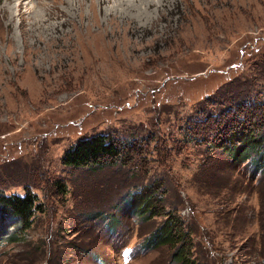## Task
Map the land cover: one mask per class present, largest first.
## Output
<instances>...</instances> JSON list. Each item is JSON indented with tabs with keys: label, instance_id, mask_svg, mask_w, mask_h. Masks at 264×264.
I'll use <instances>...</instances> for the list:
<instances>
[{
	"label": "rangeland",
	"instance_id": "rangeland-1",
	"mask_svg": "<svg viewBox=\"0 0 264 264\" xmlns=\"http://www.w3.org/2000/svg\"><path fill=\"white\" fill-rule=\"evenodd\" d=\"M263 59L264 0H0V192L42 203L13 241L0 220V264H180L179 235L195 264H264V175L249 162L189 143L145 174L61 164L96 135L167 138Z\"/></svg>",
	"mask_w": 264,
	"mask_h": 264
},
{
	"label": "trees",
	"instance_id": "trees-1",
	"mask_svg": "<svg viewBox=\"0 0 264 264\" xmlns=\"http://www.w3.org/2000/svg\"><path fill=\"white\" fill-rule=\"evenodd\" d=\"M252 66L260 70L259 77L225 79L224 84L217 87L216 95L200 102L204 107L191 114L178 129L170 131L167 138L162 139L160 135L164 134L158 132H151L136 141L128 137L118 139L96 135L68 148L61 164L72 169L96 171L101 164L120 162L123 166L130 164L132 173H136L135 166H139L140 171L145 174L146 170L149 171L150 164L159 166L163 163L164 166L171 153L176 157L192 143L197 148L204 146L207 151L219 150L235 165L238 162H249L253 165L254 172L264 175V59L262 62H253ZM228 123L231 124V135L224 130ZM235 129L237 130L234 132ZM206 163L207 161L202 165ZM160 182L162 179L152 182L153 191L158 192L155 187ZM54 187L61 194L66 192L61 183L56 182ZM144 191L140 195V199L144 200L142 203L149 204L152 199L156 204L159 203L152 193H148L145 188ZM41 207L42 203L32 188L26 189L22 196L15 192H0V220H14V233L8 241H13L18 231L22 232L29 227L41 213ZM86 215L95 217L94 213ZM169 233H172L171 230ZM179 241L181 243L178 246ZM169 245L177 248L175 252L180 256V264L196 263L191 260L187 237L179 235L177 241Z\"/></svg>",
	"mask_w": 264,
	"mask_h": 264
},
{
	"label": "bare ground",
	"instance_id": "bare-ground-1",
	"mask_svg": "<svg viewBox=\"0 0 264 264\" xmlns=\"http://www.w3.org/2000/svg\"><path fill=\"white\" fill-rule=\"evenodd\" d=\"M126 10L128 11V13L132 12V11H137L136 13H138L139 15H141V11L140 9H132L129 6L126 7Z\"/></svg>",
	"mask_w": 264,
	"mask_h": 264
}]
</instances>
